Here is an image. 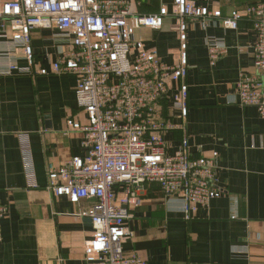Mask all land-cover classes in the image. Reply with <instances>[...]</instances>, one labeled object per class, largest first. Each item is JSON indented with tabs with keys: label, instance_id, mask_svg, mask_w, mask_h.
<instances>
[{
	"label": "crops",
	"instance_id": "1",
	"mask_svg": "<svg viewBox=\"0 0 264 264\" xmlns=\"http://www.w3.org/2000/svg\"><path fill=\"white\" fill-rule=\"evenodd\" d=\"M142 14L156 13L173 0H128ZM264 0H208L229 17L234 9ZM189 21V117L187 135L192 153H218L220 196L199 207L189 219L181 197H167L157 183L140 190L142 202L125 221L132 235L124 244L149 264H264V118L255 106L238 103L236 83L253 71L252 21L226 28L220 18ZM178 19L172 13L161 29L140 28L136 37L174 64L179 53ZM58 29L36 28L32 46L37 66L50 69L69 48ZM226 45L227 53L211 64L210 42ZM27 64L21 44L0 36V70ZM72 74H18L1 77L0 264H91L84 247L93 232L81 214L91 200L71 203L47 188L48 163L60 165L85 148L79 132L66 133L69 117H84L77 104ZM184 136L168 133L171 151ZM29 172V173H28ZM37 183V187H33Z\"/></svg>",
	"mask_w": 264,
	"mask_h": 264
},
{
	"label": "built area",
	"instance_id": "2",
	"mask_svg": "<svg viewBox=\"0 0 264 264\" xmlns=\"http://www.w3.org/2000/svg\"><path fill=\"white\" fill-rule=\"evenodd\" d=\"M156 13L142 14L128 0H0V36L21 44L27 64L12 63L4 75L72 74L77 104L84 117H69L66 133L82 135L83 155L60 165L48 163V185L54 197L73 204L91 200L88 210L93 232L84 247L91 264H149L124 244L132 235L125 225L131 209L142 202L140 190L157 183L167 197H181L186 216L220 196L218 153L196 156L187 135L189 117V21L220 18L238 29L241 19L252 21L253 71L241 73L236 90L242 106H255L264 118V1L234 9L225 17L208 0H173ZM178 19L179 53L174 64L136 37L140 28L161 29L171 14ZM36 28L58 29L69 48L59 53L50 69L37 66L32 46ZM211 64L227 53L217 41L208 45ZM182 131L177 150L166 136ZM29 173V172H28ZM33 183V187H37ZM7 207L0 205L2 219ZM189 218V219H190Z\"/></svg>",
	"mask_w": 264,
	"mask_h": 264
},
{
	"label": "trees",
	"instance_id": "3",
	"mask_svg": "<svg viewBox=\"0 0 264 264\" xmlns=\"http://www.w3.org/2000/svg\"><path fill=\"white\" fill-rule=\"evenodd\" d=\"M163 192V191H162Z\"/></svg>",
	"mask_w": 264,
	"mask_h": 264
}]
</instances>
